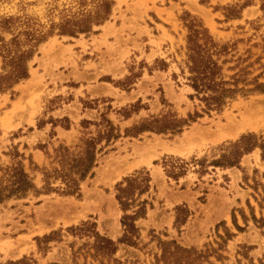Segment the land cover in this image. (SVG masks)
<instances>
[{"label": "rangeland", "instance_id": "1", "mask_svg": "<svg viewBox=\"0 0 264 264\" xmlns=\"http://www.w3.org/2000/svg\"><path fill=\"white\" fill-rule=\"evenodd\" d=\"M101 1L0 0V38L20 36L32 53L29 77L0 93V264H154L171 242L194 249V264H264L262 150L234 166L215 163L241 137H264V92H238L209 111L192 97L186 67L189 26L201 24L226 47L215 56L226 81L264 84V0H108L105 21L61 32L94 17ZM3 66L0 51L1 74ZM244 112L250 127L221 131ZM181 120L179 133L148 129ZM92 141L94 164L82 176ZM21 172L31 186L12 193ZM141 176L149 188L124 211L118 187ZM178 207L188 211L184 223ZM142 208L134 246L119 243L123 217ZM85 224L91 232L79 230ZM92 231L117 252H98Z\"/></svg>", "mask_w": 264, "mask_h": 264}, {"label": "trees", "instance_id": "2", "mask_svg": "<svg viewBox=\"0 0 264 264\" xmlns=\"http://www.w3.org/2000/svg\"><path fill=\"white\" fill-rule=\"evenodd\" d=\"M112 3L108 0H102L99 4V10L95 16L89 18H79L74 21H67L63 25L61 32L63 34L75 35L77 33H85L91 30L92 22L97 24L105 21L111 13ZM12 19H5L2 21V26L5 29L10 28ZM190 35L188 37V53L186 67L189 72L188 81L190 86L194 89L195 94L192 97H198L206 103V107L209 111L220 110L226 104L227 99L233 98L238 92H252L261 91L264 92V84H257L254 89L244 90L239 89L240 82L246 83V79H232L233 83L226 81L222 75V67L219 64V58L215 59V56H220L226 51V47H220L215 42L213 37L209 35L208 31L203 28L201 24L192 23L189 26ZM25 35V33L23 34ZM28 42L37 45L42 41V38L35 37L34 35H28ZM22 41L20 36L12 40L10 43H6L0 38V51L4 59L3 69L5 74L0 73V93L6 89L11 88L22 79L29 77V70L27 62L32 57L30 51H22ZM184 73V72H183ZM231 86H234L232 88ZM176 123L160 125L158 128L152 127L148 129H155L158 132H166L171 130L172 133H179L182 126L186 121H175ZM147 128V127H145ZM94 145V146H93ZM96 142L92 141L88 143V147L92 148L93 152L90 153V161L87 164H82L78 168V172H83L82 176L91 169L95 160L94 149L96 148ZM259 147L262 150V157L264 159V137L258 138L254 134H248L236 143L232 144L229 154H225L223 159L216 161V164L225 166H234L239 163L240 158L245 153L251 152L254 148ZM21 178L17 181V188L12 193L26 191L31 186L28 181V177L23 172L20 173ZM149 177L141 176L135 178H128L126 180L127 187L119 185L117 200L124 211H127L130 207L129 201L133 198L134 192L139 190L142 194L149 188ZM143 186L140 189H136L135 184ZM67 194L75 193L79 188L77 181L71 177L67 178ZM1 199V196H0ZM178 211L185 212V218L181 221L177 216V221L184 223L188 217V211L178 207ZM143 208L136 212L134 216L125 215L122 219V225L124 227V236L119 240V243L134 246L133 238L138 233V229L135 225V220L144 215ZM86 229L79 228L80 231L91 232L93 226L85 224ZM95 234V248L102 255L111 256L117 252V243L114 241L100 236L97 232L92 231ZM50 238L45 237L44 240L48 241ZM165 244V243H164ZM194 249H185L179 246L176 242H171L168 247L163 248L161 256H157L154 264H194L197 260L191 261V255L196 254ZM198 255V254H196Z\"/></svg>", "mask_w": 264, "mask_h": 264}, {"label": "bare ground", "instance_id": "3", "mask_svg": "<svg viewBox=\"0 0 264 264\" xmlns=\"http://www.w3.org/2000/svg\"><path fill=\"white\" fill-rule=\"evenodd\" d=\"M246 107V106H245ZM244 107V108H245ZM256 107V106H255ZM247 108V107H246ZM239 110H240V108H238ZM254 109V108H253ZM243 112V111H242ZM253 112V111H252ZM256 112V111H255ZM240 113V112H239ZM245 113V112H244ZM258 113V112H257ZM251 114V113H250ZM240 115V114H239ZM236 116V115H235ZM241 116V118L240 119H236L235 117H233V118H231V117H229V116H227V118H231L230 119V121H229V123H228V125H226L227 126V128L225 129V130H221V131H225L226 133H227V135H235L237 132H239L240 130L242 131V130H246V128L247 127H250L251 126V124H250V120L249 119H251L250 117H249V114H247V113H245V115L243 114V115H240ZM259 119V117H256V119ZM228 120V119H227ZM253 120V119H252ZM260 120V119H259ZM257 122H258V120H256ZM252 126H254V125H252ZM236 136V135H235Z\"/></svg>", "mask_w": 264, "mask_h": 264}]
</instances>
